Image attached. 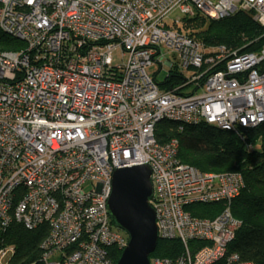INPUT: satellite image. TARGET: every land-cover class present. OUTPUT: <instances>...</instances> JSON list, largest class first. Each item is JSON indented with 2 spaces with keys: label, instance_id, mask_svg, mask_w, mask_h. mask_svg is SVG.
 I'll list each match as a JSON object with an SVG mask.
<instances>
[{
  "label": "built area",
  "instance_id": "built-area-1",
  "mask_svg": "<svg viewBox=\"0 0 264 264\" xmlns=\"http://www.w3.org/2000/svg\"><path fill=\"white\" fill-rule=\"evenodd\" d=\"M238 12L264 29V0H0V30L24 45L0 51V226L45 225L44 264H112L128 240L107 209L112 174L147 166L158 239L182 246L150 264H251L227 252L241 175L182 164L177 141L154 135L162 120L228 132L264 122V45L238 53L176 29ZM163 62L184 76L168 90L170 71L166 84L146 73ZM210 203H222L214 218L186 210Z\"/></svg>",
  "mask_w": 264,
  "mask_h": 264
},
{
  "label": "trees",
  "instance_id": "trees-1",
  "mask_svg": "<svg viewBox=\"0 0 264 264\" xmlns=\"http://www.w3.org/2000/svg\"><path fill=\"white\" fill-rule=\"evenodd\" d=\"M176 29L205 47L225 46L238 53H254L264 45V29L250 12H238L218 21L200 15L182 17ZM23 46L0 30V51H18ZM168 77L170 82L161 86L163 90L184 81V76L173 70ZM154 135L160 145L177 141V158L182 164L203 173L235 172L241 175L243 187L231 203L232 216L241 222V226L227 252L236 254L241 262L264 264V122L253 128L228 132L204 122L179 124L162 120L155 125ZM221 204H196L186 210L192 217L214 218L220 212ZM47 234L45 225L27 229L22 223L11 221L4 228L0 226V249H13L7 264H44L41 243ZM181 252L178 241L158 239L149 260L174 259ZM120 255V250L111 248L112 264H116Z\"/></svg>",
  "mask_w": 264,
  "mask_h": 264
},
{
  "label": "water",
  "instance_id": "water-1",
  "mask_svg": "<svg viewBox=\"0 0 264 264\" xmlns=\"http://www.w3.org/2000/svg\"><path fill=\"white\" fill-rule=\"evenodd\" d=\"M151 195L147 166L113 172L107 209L114 226L128 238L116 264H150L149 256L158 241L155 216L149 204Z\"/></svg>",
  "mask_w": 264,
  "mask_h": 264
},
{
  "label": "rangeland",
  "instance_id": "rangeland-1",
  "mask_svg": "<svg viewBox=\"0 0 264 264\" xmlns=\"http://www.w3.org/2000/svg\"><path fill=\"white\" fill-rule=\"evenodd\" d=\"M113 62L115 64H121V52L118 51L116 53H114L113 55ZM123 61L126 62V57L123 58ZM158 66L156 64H153L152 66L146 68V73L147 75H149L151 78H155V81L157 82V84H163L167 75H168V72L170 71L169 70V67L167 65L164 64L163 62V66H162V69L160 71H158ZM193 88H188L187 91H192ZM201 90H198V93H200ZM234 173V172H232ZM11 257V255H8V257L3 260L2 262H0V264H7L8 262V259Z\"/></svg>",
  "mask_w": 264,
  "mask_h": 264
}]
</instances>
